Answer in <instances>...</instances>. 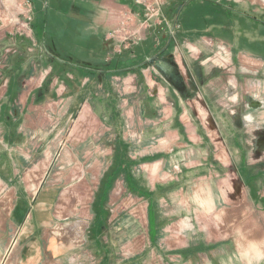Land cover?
Listing matches in <instances>:
<instances>
[{
	"label": "crops",
	"instance_id": "obj_1",
	"mask_svg": "<svg viewBox=\"0 0 264 264\" xmlns=\"http://www.w3.org/2000/svg\"><path fill=\"white\" fill-rule=\"evenodd\" d=\"M135 1L30 0L26 31L10 22L6 2L0 0V264H90L91 245L96 249L103 244L104 234L97 228L100 215L96 222L89 211V188L98 186L102 173L112 168L113 137H126L127 127L141 137L132 141V152L141 159L155 157L148 166H139V179L170 177L160 172L173 165L183 166L184 176L216 175L230 165L232 151L210 134L217 124L212 117L235 113L240 105H231L235 108L229 112L219 106L218 98L229 97L219 83L234 88L235 71L247 74L236 67L237 61L264 65V35H259L264 16L258 15L263 7L256 0V5L248 0H165L158 18L146 23L144 8ZM128 11L146 26L139 31V42L126 46L124 53L110 32ZM231 16L241 22L244 18L245 28L234 29ZM165 20L175 26L173 34ZM228 31L236 35L232 41ZM213 40L230 48L235 64L229 81L205 75L204 66L193 63L199 53L205 55V47L213 48ZM170 54L169 65L146 71L156 55ZM255 81L245 78L252 95L246 100L260 122L264 77ZM203 192L211 195L203 214L192 194L177 211H162L166 223L159 227V250L158 241L153 245L148 239L159 253L131 254L127 262L116 259L112 264H264V204L238 202L230 207V216L212 218L218 195L211 186ZM149 209L150 203L145 230L156 236L160 225ZM117 220L114 215L108 222L105 243L115 239L112 230L117 233L120 226L128 235V221L119 226ZM237 223L243 227L236 239L249 242L234 262L229 242L235 240L230 231ZM178 250L182 252H174Z\"/></svg>",
	"mask_w": 264,
	"mask_h": 264
},
{
	"label": "rangeland",
	"instance_id": "obj_2",
	"mask_svg": "<svg viewBox=\"0 0 264 264\" xmlns=\"http://www.w3.org/2000/svg\"><path fill=\"white\" fill-rule=\"evenodd\" d=\"M15 1H16V6L11 5L9 0L8 2L5 0L6 15H8V18H10V20H12L10 21L12 23H14L13 20L19 18L20 16L18 14L21 10L20 7H18L19 4L20 6H22V0H15ZM147 1H148L147 3L149 4H151L152 2V0H147ZM159 1L163 2L165 0H159ZM256 1L261 4V7H263L264 10V2H262V0H256ZM256 1L248 0L247 3L251 2V4L252 3L254 4ZM138 4L144 8L142 4L140 3ZM251 4H247L248 7H250ZM258 15L264 16V12L259 13ZM131 16L133 17V15ZM22 18L23 17L21 16L20 21L22 20ZM153 19H155V17H153ZM230 20H232V22L236 25L233 26L234 29L245 28L244 18L242 19L241 22L239 21V19H237L236 16H231ZM228 22L230 21L225 20V27L227 29H229ZM143 23L144 22H141L136 18L134 27L136 29L140 28L139 30L140 32H142L143 30H145V26L143 25ZM162 23L166 26V29L168 28V32L172 34L175 26H171L170 22L167 20H165ZM134 27L132 29H134ZM259 35H264V33L260 32ZM232 37L234 39L236 35L232 36L231 32L228 31V40L232 41ZM213 42H215L212 45L213 48L211 46L205 47L204 49L205 55H202L200 53L198 57H196L197 54L196 55L194 54L195 56L193 55L194 57L197 58L196 61L193 60V63L195 65L197 64L196 67L203 68L204 66V69L206 71L205 75L207 74H211L213 76L218 75L225 77V80L229 81L228 79L230 75L232 76V74L230 73L231 72L230 67L233 66L232 64H235L230 59L232 58L230 55L231 54L230 48L228 49V47L225 46L220 41L213 40ZM215 44L218 45L221 49L219 50L216 49L214 46ZM131 45H133V41L131 39L123 42L121 44V48L123 49L121 52L125 53L126 51L125 49H127L126 46L130 47ZM171 55L172 54H170L169 56L156 55L155 58H161V63L159 64L160 66L159 65L158 66L161 68L164 65L167 64L169 65L170 60H172ZM226 56L229 57L227 58ZM238 63L239 62L237 61V64H235L236 67H240V70L242 72L246 70L247 74L239 75L238 70L235 71V75L237 78V86L232 88L230 86H227V82H224V84L222 82L219 83L220 89L222 88L223 93H225V95L229 97L227 99L225 97L218 98L217 100L220 101L221 105L219 106L223 105L222 107L225 108L228 112L230 110H234V108L237 105H240V107H242L244 110L245 108L246 109L248 108L246 98H249L250 96L252 97V95L249 94L250 90H248L247 92V89L245 87V78L247 79L252 78L253 83H255L256 82L255 80H259V78L264 77V65H262L261 62L243 60V63L242 62H240V64ZM144 67L146 68L147 66L145 65ZM200 76L206 77L203 75ZM218 76L216 77V79L220 80ZM112 80L116 82L121 81V79H119L117 76L115 77L113 76ZM212 87L213 84L210 85V89ZM237 90H239L238 95L235 94ZM209 93L218 95L217 92L214 93L209 92ZM253 94L256 95L255 90ZM228 100L231 101L228 102ZM231 105H235V107H232ZM212 110L215 111V108L212 107ZM251 113H253V111H251ZM212 119H214L217 124L216 127H213V131L212 130L210 131V134L214 135L215 138L224 141V143L228 145V149L232 151V155H231V163H229L230 165L228 167L222 168L223 170L222 173H217L216 175L211 174V176H208V174H202L198 176L197 175L184 176V174H181V172L185 173L186 171L183 169L184 167L181 165L179 166L173 165L174 167H172L171 171H168V169L166 170V168H164L160 172L162 175L169 174L170 177L153 178L154 182L150 181L147 178L139 179V177L141 176V170L143 169V166L141 167L139 166L143 162L147 166L148 164H151V162H154V158H155L154 155L150 157H148L149 155H146L145 158L141 159L139 158L138 153L132 152L133 151L131 149L132 141L134 140L135 142L137 141L139 142L141 141V137L135 135V132H133L132 128L130 127L129 128L127 127V129H125L126 137L123 136L124 135L123 133H121L119 136L117 135V137H113L114 161L112 163V168L102 173L103 175L98 181V186L97 185L91 186L89 188V194L90 197H92L91 198L92 203L90 204L89 211L94 215L92 219L95 221H96V217L100 215L101 225L99 226V222H100L99 221L97 228L100 232L104 234L103 244L100 245L98 244L96 249H94L95 247L93 248L94 244L91 245L92 252L88 253V259L90 261V264H97V261L98 264H112L113 262L116 261V259H121L120 262L125 263L129 259V256L131 254L136 257L137 256L145 257L151 254L152 255L157 254L156 252L158 251L156 250V248L152 246V244L155 245V241H158L157 249L159 250V242H160L159 227L164 226L163 224L166 223L165 221L166 217L163 215L162 211L163 212L177 211L176 207H179L182 204H187L188 197L192 194V195H196L195 197H196V203H197L196 206L198 209V214L200 215L205 213L204 211L206 209L208 210V206L210 203L208 197L211 198V195H208V197H206L203 190L205 188H208L209 186H211L213 191L218 195L216 200L218 203L216 205L217 209L213 212L214 217L212 218H218V214L221 215L220 216L221 218L222 217L224 218V216H230L231 214L230 207L232 206V204L238 202L254 200L261 202L262 205L264 204V166L263 167L259 166L254 168V167H249L248 164H245V159H244L245 149L241 148L235 140V138H241L243 136L240 134L239 130L232 127L233 124L231 120V113L230 114L217 113V116L213 115ZM178 155L180 156V154ZM173 156L176 155L173 154ZM57 157L58 154L55 156L54 160H56ZM107 173H113L111 176L112 178L110 177L109 181H104L105 183L109 182V184L103 186L102 179L107 175ZM232 184L234 186H232L231 191H228L229 190L228 186ZM233 189L235 190V192L232 191ZM180 201L181 203L179 204ZM148 203H150V207L153 211L152 217L155 220V223L157 224L159 223L160 225L158 226L157 235L151 236L149 234L150 237L147 235V230H145V227L147 226V224L145 223L148 222L147 211H145V206ZM159 208H161L160 209L161 214ZM114 215L115 218H118L117 224L119 226L122 225L124 222L125 225L126 221H128V225H127L129 227L128 235L124 236L125 228L120 226L117 233L116 230H112L113 238H115L113 240L114 242L109 241L108 243H105V241H107V239L110 238V234L106 233L108 230H110L108 229L109 228L108 222L111 221V217H113ZM234 220L237 221L238 218L235 216ZM111 223L113 224V222ZM143 224L144 227L142 226ZM241 227L243 226H239V224L237 223L233 225L230 231L231 237L235 238V240L229 242L231 252L234 254V259H233L234 262L235 260L239 261L240 254L242 255L243 251L247 249L246 246L249 242V241L247 242L244 240L236 239L242 236V233H240L238 230ZM149 238L152 243L151 245L148 243ZM253 242L255 241H251V243ZM216 246L217 245L215 243V245H213L212 247L215 248ZM196 247L197 245H195L194 248ZM199 251H204V250L200 249ZM174 252L179 253L182 251L178 250ZM153 264H160V263L154 262Z\"/></svg>",
	"mask_w": 264,
	"mask_h": 264
},
{
	"label": "built area",
	"instance_id": "obj_3",
	"mask_svg": "<svg viewBox=\"0 0 264 264\" xmlns=\"http://www.w3.org/2000/svg\"><path fill=\"white\" fill-rule=\"evenodd\" d=\"M11 5L16 6L15 0H9ZM147 0H137L135 3H140L144 6V17L146 20V23H149L153 20V17L158 18L160 13V7L161 2L159 0H152L151 4L147 3ZM160 2V3H159ZM23 6V7H22ZM22 6L20 7V12L18 13L20 16L19 18L15 19L16 24L20 27V29H24L26 31H29L30 26V18H31V2L30 0H22ZM133 15L131 12H123L122 14V21L120 24L110 32L112 37L116 39L117 41L125 42L126 40L131 39L133 41V44H137V42L141 39V33L139 32V29H136L134 27V23L136 21V18L131 16ZM23 17L20 21V17ZM146 23H143L144 26H146ZM134 27V29H132ZM173 34V33H172ZM128 47V46H127ZM187 47L190 55L193 54V49L189 45H185ZM161 63V58H154L153 61L148 65L147 70L149 71H155L156 67Z\"/></svg>",
	"mask_w": 264,
	"mask_h": 264
},
{
	"label": "flooded vegetation",
	"instance_id": "obj_4",
	"mask_svg": "<svg viewBox=\"0 0 264 264\" xmlns=\"http://www.w3.org/2000/svg\"><path fill=\"white\" fill-rule=\"evenodd\" d=\"M242 111V107H236L231 120L232 127L243 136L239 142L241 148L245 149V164L254 168L264 166V121L257 122L252 117L251 108H247L244 113Z\"/></svg>",
	"mask_w": 264,
	"mask_h": 264
},
{
	"label": "trees",
	"instance_id": "obj_5",
	"mask_svg": "<svg viewBox=\"0 0 264 264\" xmlns=\"http://www.w3.org/2000/svg\"><path fill=\"white\" fill-rule=\"evenodd\" d=\"M113 173H107V175L102 179V182H103V186L106 185V184H109V182H104V181H109L110 177L112 176ZM112 178V177H111ZM140 195H143V194H140ZM150 212H153L151 207L149 209Z\"/></svg>",
	"mask_w": 264,
	"mask_h": 264
},
{
	"label": "bare ground",
	"instance_id": "obj_6",
	"mask_svg": "<svg viewBox=\"0 0 264 264\" xmlns=\"http://www.w3.org/2000/svg\"><path fill=\"white\" fill-rule=\"evenodd\" d=\"M15 23H16V21L15 20H13Z\"/></svg>",
	"mask_w": 264,
	"mask_h": 264
}]
</instances>
